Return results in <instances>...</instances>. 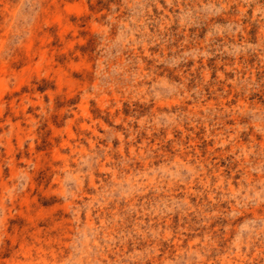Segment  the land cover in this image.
I'll return each instance as SVG.
<instances>
[{
    "label": "rangeland",
    "instance_id": "374dc122",
    "mask_svg": "<svg viewBox=\"0 0 264 264\" xmlns=\"http://www.w3.org/2000/svg\"><path fill=\"white\" fill-rule=\"evenodd\" d=\"M0 264H264V0H0Z\"/></svg>",
    "mask_w": 264,
    "mask_h": 264
}]
</instances>
